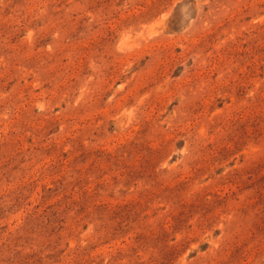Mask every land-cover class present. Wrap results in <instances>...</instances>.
Here are the masks:
<instances>
[{"label":"rangeland","instance_id":"obj_1","mask_svg":"<svg viewBox=\"0 0 264 264\" xmlns=\"http://www.w3.org/2000/svg\"><path fill=\"white\" fill-rule=\"evenodd\" d=\"M0 264H264V0H0Z\"/></svg>","mask_w":264,"mask_h":264}]
</instances>
